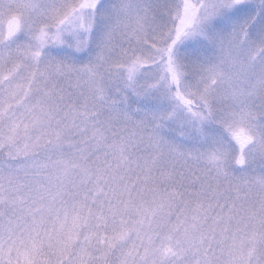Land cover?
Returning <instances> with one entry per match:
<instances>
[{
    "label": "snow or ice",
    "instance_id": "1",
    "mask_svg": "<svg viewBox=\"0 0 264 264\" xmlns=\"http://www.w3.org/2000/svg\"><path fill=\"white\" fill-rule=\"evenodd\" d=\"M0 264H264V0H0Z\"/></svg>",
    "mask_w": 264,
    "mask_h": 264
},
{
    "label": "rangeland",
    "instance_id": "2",
    "mask_svg": "<svg viewBox=\"0 0 264 264\" xmlns=\"http://www.w3.org/2000/svg\"><path fill=\"white\" fill-rule=\"evenodd\" d=\"M105 2H109V0H105Z\"/></svg>",
    "mask_w": 264,
    "mask_h": 264
}]
</instances>
